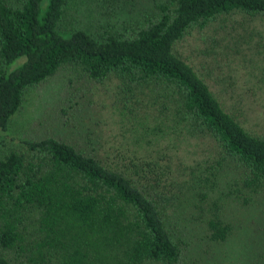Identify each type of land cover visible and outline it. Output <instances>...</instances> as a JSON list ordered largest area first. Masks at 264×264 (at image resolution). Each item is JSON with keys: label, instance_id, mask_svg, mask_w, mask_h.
Instances as JSON below:
<instances>
[{"label": "trees", "instance_id": "obj_1", "mask_svg": "<svg viewBox=\"0 0 264 264\" xmlns=\"http://www.w3.org/2000/svg\"><path fill=\"white\" fill-rule=\"evenodd\" d=\"M231 15L262 19L264 0H0V131L31 90L116 80L218 154L178 188L163 155L119 163L86 135L1 141L0 264H224V246L245 231L240 248L262 261L244 264H264V220L253 221L264 210V135L244 128L177 49ZM226 164L227 191L201 188Z\"/></svg>", "mask_w": 264, "mask_h": 264}, {"label": "rangeland", "instance_id": "obj_2", "mask_svg": "<svg viewBox=\"0 0 264 264\" xmlns=\"http://www.w3.org/2000/svg\"><path fill=\"white\" fill-rule=\"evenodd\" d=\"M177 49L244 128L264 135V18L221 17L211 28L193 31ZM113 81L89 85L84 80H55L29 91L7 131H0V142L18 141L29 133H50L70 141L79 138L84 143L86 135L96 154L109 155L119 163H127L135 155L147 159L163 155L171 164L170 176L178 188L183 180L191 181L192 172L201 178L206 176L218 156L209 138L193 137L186 129L174 128L169 110L166 115L160 113L158 105L157 110L149 107L145 94L130 93L119 81ZM73 132L82 135L74 137ZM227 169V164L222 165L218 176L211 178L212 184L201 188L227 191ZM263 211L258 206L253 221L263 222ZM247 221L252 222L249 217ZM244 237L249 239L248 232H241V240L238 236L224 246L223 252L228 255L224 264L235 260L240 252L244 254L241 264L248 257L261 263L259 256L240 248L239 241Z\"/></svg>", "mask_w": 264, "mask_h": 264}]
</instances>
